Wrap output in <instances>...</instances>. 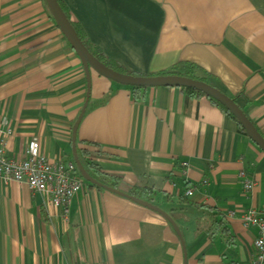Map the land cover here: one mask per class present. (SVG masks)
Instances as JSON below:
<instances>
[{
  "label": "crops",
  "instance_id": "obj_1",
  "mask_svg": "<svg viewBox=\"0 0 264 264\" xmlns=\"http://www.w3.org/2000/svg\"><path fill=\"white\" fill-rule=\"evenodd\" d=\"M57 2L90 46L130 75L196 66L264 139V0ZM89 74L79 162L82 149L99 148L92 164L121 180L116 191L146 189L150 200L134 198L166 214L179 236L158 214L104 190L86 185L64 220L46 198L0 179V264H249L256 230L241 218L264 214V155L205 98L148 88L135 100L130 88ZM86 93L81 63L44 0H0V126L11 133V158L21 160L34 139L49 161L74 163L72 128Z\"/></svg>",
  "mask_w": 264,
  "mask_h": 264
},
{
  "label": "built area",
  "instance_id": "obj_2",
  "mask_svg": "<svg viewBox=\"0 0 264 264\" xmlns=\"http://www.w3.org/2000/svg\"><path fill=\"white\" fill-rule=\"evenodd\" d=\"M4 126L5 123L0 126V179L23 185L32 195L46 198L47 206L60 210L64 220H67L72 199L87 185L81 179L75 164L49 161L41 155L39 143L34 139L28 144L21 160L11 158L6 149L11 133ZM181 168L183 170L187 165L182 163ZM239 177H245L244 173H240ZM253 187V181H244L245 193L250 192ZM191 196L192 192L188 190L185 197ZM241 224L245 229L256 230L249 264H264V214L249 210L243 214Z\"/></svg>",
  "mask_w": 264,
  "mask_h": 264
},
{
  "label": "water",
  "instance_id": "obj_3",
  "mask_svg": "<svg viewBox=\"0 0 264 264\" xmlns=\"http://www.w3.org/2000/svg\"><path fill=\"white\" fill-rule=\"evenodd\" d=\"M46 8L49 12L51 19L53 20L55 26L60 31L63 38L66 40L67 44L74 52L76 57L79 59L81 66L83 68L86 84H87V93L84 106L72 128L71 135V146H72V158L73 162L79 172L81 179L87 184V186H92L112 194H115L119 197L125 198L143 208H146L166 220L175 233L179 236V232L171 219L164 214L161 210L155 206L143 202L134 197H130L123 193H120L114 189L104 187L92 179L83 169L81 163L79 162L76 150H75V140H76V131L78 124L85 112L88 97H89V87H90V72L96 74L97 77L112 82L116 85L127 87V88H139V89H148V88H180L193 90L200 94H203L205 97H208L214 100L216 103L225 108V110L235 119L236 123L239 125L241 130L244 132L245 137L264 155V139L260 136L256 128L242 112V110L236 105V103L225 96L224 94L217 91L215 88L210 85H206L197 81L184 79L176 76H159V77H134L130 75H122L116 73L102 64H100L96 59H94L87 49L82 44L81 40L78 38L75 30L73 29L70 21L67 19L66 15L61 10L57 0H44Z\"/></svg>",
  "mask_w": 264,
  "mask_h": 264
},
{
  "label": "trees",
  "instance_id": "obj_4",
  "mask_svg": "<svg viewBox=\"0 0 264 264\" xmlns=\"http://www.w3.org/2000/svg\"><path fill=\"white\" fill-rule=\"evenodd\" d=\"M61 10L63 11V13L66 15L67 19L69 20V16L68 13L66 12V10L63 8V6L58 3ZM73 29L75 30L78 38L81 40L82 44L84 45V47L87 49V51L89 52V54L96 59L100 64H102L103 66H105L106 68L122 74V75H130L128 73H126L124 71V69L117 63L107 59L102 52L96 48V47H92L90 46V44L85 40L81 29L74 25L71 24ZM201 72V70L199 68H197L196 66L189 64V63H178L174 66H172V68H170L168 71L166 72H162L159 74H154L152 76L149 77H159V76H176V77H181L184 79H188V80H193V81H197L206 85H209L208 83V76L206 74H203V78L198 77L196 75V73ZM202 73V72H201ZM133 76V75H130ZM136 77V76H134ZM180 89V88H179ZM132 94H133V98L135 100H137V98H139V96L141 95L140 92L144 91V89H139V88H130ZM182 92H184L188 97H195V98H205L207 99L213 106H215L220 112H222L223 114H225L228 118H230L232 121H235V119L225 110L224 107H222L221 105H219L218 103H216L214 100L205 97L203 94H200L198 92H195L193 90H187V89H180ZM141 97V96H140ZM234 101V100H233ZM235 102V101H234ZM237 124V123H236ZM238 127V134H240L241 136L245 137L244 132L241 130V128L239 127V125L237 124ZM86 147H90L89 144H86ZM94 147V146H93ZM87 148H84L81 150V159L80 162H82V167L85 170V172L92 178L94 179L97 183H99L100 185L107 187V188H111L116 190L119 185H120V179L117 177H110L107 176L103 173H101L100 169L98 167H96L95 165L92 164V160L95 156L100 155V149L97 147H94V149L97 151L95 153V155L89 153L87 150ZM89 188H94L97 190H101L92 186H89ZM146 189H140V188H132L129 189L127 191V195L131 196V197H136L139 199H144V200H150L148 199V196H146L145 193ZM145 195V196H144Z\"/></svg>",
  "mask_w": 264,
  "mask_h": 264
}]
</instances>
